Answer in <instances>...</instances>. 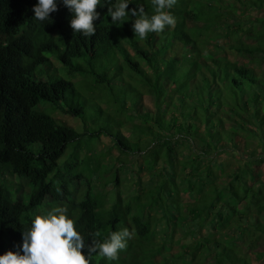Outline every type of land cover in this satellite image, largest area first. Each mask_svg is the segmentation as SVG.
I'll use <instances>...</instances> for the list:
<instances>
[{
	"label": "trees",
	"instance_id": "1",
	"mask_svg": "<svg viewBox=\"0 0 264 264\" xmlns=\"http://www.w3.org/2000/svg\"><path fill=\"white\" fill-rule=\"evenodd\" d=\"M101 2L96 33L85 38L62 4L49 22L33 17L36 0H0V175L32 186L26 200H13L0 181V254L19 251L40 207L59 202L85 239L135 230L116 261L93 264H264V73L223 54L264 56V0H176L175 25L144 40L134 38L132 19L111 23L117 0ZM131 2L152 14L151 0ZM101 138L121 163L150 158L152 184L126 199L116 191L106 204L93 183L106 169ZM184 141L198 149L181 175L174 152ZM220 152L238 164L212 169Z\"/></svg>",
	"mask_w": 264,
	"mask_h": 264
},
{
	"label": "clouds",
	"instance_id": "2",
	"mask_svg": "<svg viewBox=\"0 0 264 264\" xmlns=\"http://www.w3.org/2000/svg\"><path fill=\"white\" fill-rule=\"evenodd\" d=\"M131 3V0H117L108 6L107 16L116 26L132 19L134 38L144 40L149 33H162L166 27L175 25L176 18L170 9L176 0H151V15L145 12L143 4L137 3L129 8ZM60 4L71 13L69 25L74 33L85 38L96 33L94 21L100 19L96 8L97 5L104 6L101 0H36L32 7L33 17L51 22L50 14L56 12ZM134 231L122 227L109 231L103 238L93 234L85 239L68 209L56 206L31 219L30 226L21 232L19 251L8 250L0 254V264H93L96 258L112 262L127 247Z\"/></svg>",
	"mask_w": 264,
	"mask_h": 264
},
{
	"label": "rangeland",
	"instance_id": "3",
	"mask_svg": "<svg viewBox=\"0 0 264 264\" xmlns=\"http://www.w3.org/2000/svg\"><path fill=\"white\" fill-rule=\"evenodd\" d=\"M241 38L247 42H251L252 38L250 36L241 35ZM230 39H232L230 37ZM226 41V39H225ZM225 52L223 53L228 58L233 61L241 62L242 59H249L252 66H254L258 71L264 73V56L261 53H255L252 55L236 52L233 49L224 48ZM42 104L47 105L46 102L40 103L37 105L36 108L42 106ZM53 115L56 116L58 119L62 121L68 122L72 125H75L76 128L78 127V122L76 121L75 117L70 115L61 114L58 111L53 112ZM78 129V128H77ZM188 141H184L178 145H176V150L174 155L176 160L174 162V169L175 173L183 175L184 169L182 168L183 165H188V160L193 157L195 154V148L198 149V144L196 141L190 143ZM96 152L99 156L103 167L106 169L97 174L94 178L93 183L95 184V190L97 193L100 192L102 197L105 198V203L111 201V196L118 191V193L124 198L131 197L132 195L137 194L142 187H148L152 184V179H154V170L156 171L157 166L153 164V162L148 157L138 156V155H129L124 157L126 159V164L121 163L117 160L120 155H118L116 149L110 146V142L105 139L101 138L98 142H96ZM68 153H70V149L65 152L63 155L64 158H67ZM77 153L81 155V150H78ZM217 161L212 163V169H216V163H220L221 166L230 171L232 167L238 164L237 159L230 154H226L224 152L217 153L216 156ZM151 164L152 168H149L147 165ZM154 165V166H153ZM203 171L204 165L201 166ZM117 176L118 181L117 183L113 184V178ZM5 180L8 184H6V191L10 195L13 200H26L30 194L32 189L31 184L24 178H20L13 173H5L4 175H0V181ZM218 180V179H217ZM216 180V181H217ZM73 188L76 190L77 197H81L84 190L86 189L85 182L75 183ZM183 201L187 200V195L182 196ZM50 200V199H48ZM56 206H62L63 204L57 202ZM48 209L45 207H40V213L44 214ZM152 213H155L154 210ZM158 227V226H157ZM208 228L204 227V233L208 232ZM179 234V232H177ZM184 242L183 240L174 243L172 245V252H176L180 249L179 244Z\"/></svg>",
	"mask_w": 264,
	"mask_h": 264
}]
</instances>
